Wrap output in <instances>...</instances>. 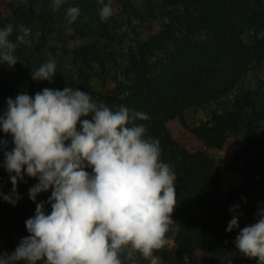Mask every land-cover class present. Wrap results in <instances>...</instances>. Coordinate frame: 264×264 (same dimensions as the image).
I'll use <instances>...</instances> for the list:
<instances>
[{"label":"trees","instance_id":"trees-1","mask_svg":"<svg viewBox=\"0 0 264 264\" xmlns=\"http://www.w3.org/2000/svg\"><path fill=\"white\" fill-rule=\"evenodd\" d=\"M75 1L65 0L59 10H53L45 0L39 4L36 0H0V29L12 22L30 28L32 33L36 26L38 42H43L53 16ZM159 2L164 23L134 49L129 48L124 63L113 72L111 88L96 97L90 87L95 73L92 64L105 70L106 61H115L111 51L103 57L104 51L97 44L79 47L73 53L72 65L76 70L61 87L78 88L113 110L123 105L150 117L135 123L145 124L147 135L159 139L161 162L168 163L177 177V205L172 218L180 228L175 235L168 234L172 242L169 249L154 253L163 263L186 264L188 255L201 253L203 264H228L229 260L231 264H257L256 259L247 258L236 249L235 239L240 229L254 224L258 213L264 210V154L253 160L251 169L241 171V182L223 195L219 190V167L207 151L221 148L234 133H242L250 143L264 120V95L240 97L220 110H213L191 128L190 133L198 142L193 150L174 141L166 126L174 120L183 122L187 111L225 96L243 79L261 70L264 0ZM102 28L98 30L99 38L110 42ZM19 34L16 32L10 39ZM33 51H39L38 47ZM73 78L79 82L70 84ZM61 80L59 72L54 76V84ZM8 98L15 100L6 85L0 86V116L7 111ZM85 118L91 116L82 117ZM86 170L91 173L90 168ZM10 188L11 182L0 176V193L9 195ZM51 191L38 194L35 202L28 194H19L15 205L0 195V256L13 253L22 238L29 235L25 221L35 215L36 204L47 201ZM235 205L239 207L231 212ZM45 211L50 214V204L45 205ZM233 216L238 217L239 227L228 232Z\"/></svg>","mask_w":264,"mask_h":264},{"label":"clouds","instance_id":"clouds-1","mask_svg":"<svg viewBox=\"0 0 264 264\" xmlns=\"http://www.w3.org/2000/svg\"><path fill=\"white\" fill-rule=\"evenodd\" d=\"M64 3L52 0L53 10ZM80 12L69 7L65 18L73 23ZM113 14L110 2L99 13L101 21ZM12 32L11 25L0 29V63L9 67L18 62V45L32 44L27 39L30 28L21 26L15 42ZM55 72L56 61L50 58L32 70L31 77L51 82ZM149 119L123 105L113 110L78 88H44L34 97L22 93L15 100L8 98L0 130L10 134L14 144L4 152L13 187L11 194L0 195L15 205L20 199L17 183L25 173L38 180L28 192L33 202L38 194L52 191L25 221L29 235L13 253L0 256V264H136V254L160 264L154 253L180 228L172 218L177 177L161 162L159 139L147 135L145 124L135 123ZM0 145L6 147L7 141L0 140ZM46 204L51 205L50 214ZM238 227L239 219L233 216L226 231ZM235 245L245 257L264 264V210L254 224L240 229Z\"/></svg>","mask_w":264,"mask_h":264},{"label":"rangeland","instance_id":"rangeland-1","mask_svg":"<svg viewBox=\"0 0 264 264\" xmlns=\"http://www.w3.org/2000/svg\"><path fill=\"white\" fill-rule=\"evenodd\" d=\"M36 1L38 4L41 2V0ZM46 1L52 5L50 0ZM109 2L114 9V14L107 21H101L100 9ZM73 6L79 7L81 12L75 22L69 23L65 18L66 10ZM69 7L64 9L62 13L53 16L49 23L50 31L45 41L38 42V27L33 26L32 30L35 29V31L27 37L32 42L31 47L25 44L18 45L14 53L18 62L14 66L9 67L6 63H1L0 86L6 85L13 98L22 93L34 97L37 92H42L44 88L63 90L61 85L67 82L76 70L72 65L73 53L79 47L89 44L99 45L100 50L104 51L101 55L105 58L109 56L107 53L110 51L115 55V61L108 60L105 62V70L95 66V63L92 64L95 73L90 79V87L96 97L101 96L108 88L112 87L113 72L121 63H124L125 53L128 52L129 48L134 49L137 43L157 32L164 23L163 8L159 0H76ZM9 25L13 28L10 37H13L16 32L20 33L19 29L22 25L10 22L6 26ZM102 27L106 30L110 42L99 38L98 30H103ZM12 41L15 42L16 37ZM37 47L39 51L34 52L33 49ZM50 58L56 61L55 75L60 72L62 76V80L57 85L54 84V77L51 82L33 80L31 77L32 70L37 69ZM78 82L75 78L69 81L70 84ZM263 95L264 63L259 72L243 79L225 96L187 111L183 122L174 120L168 123L166 126L167 133L179 145L193 150L197 148L198 142L190 130L201 120L208 118L213 110H220L240 97H260ZM0 140L7 141L6 147L0 145V176L11 182L10 174L4 167V152L11 151L14 144L10 134L2 132ZM243 149L244 152H242ZM207 154L217 162L221 174L219 190L221 194L225 195L241 182V171L251 169L253 160L264 154V120L259 123L250 143L246 142L242 133H234L228 137L221 148L207 151ZM36 182V178L28 177L25 173L24 179L18 180L17 193L28 194L29 189ZM12 187L11 183L10 194ZM171 246L172 242L169 240L168 245L163 249H169ZM203 258L201 253H192L186 257V264H203ZM135 259L136 264H150V261L144 260L139 254H136ZM160 264L165 263L160 259Z\"/></svg>","mask_w":264,"mask_h":264}]
</instances>
